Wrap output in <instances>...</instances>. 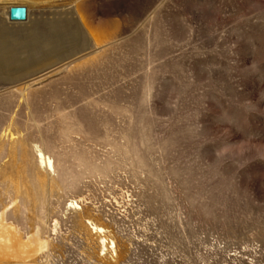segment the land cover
I'll use <instances>...</instances> for the list:
<instances>
[{
  "label": "rangeland",
  "instance_id": "rangeland-1",
  "mask_svg": "<svg viewBox=\"0 0 264 264\" xmlns=\"http://www.w3.org/2000/svg\"><path fill=\"white\" fill-rule=\"evenodd\" d=\"M85 2L69 59L0 72V264H264V0Z\"/></svg>",
  "mask_w": 264,
  "mask_h": 264
},
{
  "label": "bare ground",
  "instance_id": "bare-ground-1",
  "mask_svg": "<svg viewBox=\"0 0 264 264\" xmlns=\"http://www.w3.org/2000/svg\"><path fill=\"white\" fill-rule=\"evenodd\" d=\"M54 4L56 7L48 17L42 21L40 20L44 17L42 15L40 19L33 21L31 29L27 32L26 37H23V40H20L19 37V39H9L7 37L8 33L10 34L9 29L1 25V79L12 83L23 80L31 75L32 68L35 66L51 67L69 59L70 53L67 55L60 53L65 45L71 47L70 52L82 47L83 40L80 36L82 32L80 33L76 15L86 12L85 0H0V13L6 12L8 15L9 9L14 6H24L30 12V9L39 5L53 7ZM78 45L81 47H76ZM38 156L41 164L45 167H52V160L49 157L44 156L41 152L38 153ZM89 225L91 231L98 235L103 249H106L105 229L95 223H89ZM111 244L112 248L115 247L113 242ZM23 250L25 253L30 251L27 247Z\"/></svg>",
  "mask_w": 264,
  "mask_h": 264
},
{
  "label": "water",
  "instance_id": "water-1",
  "mask_svg": "<svg viewBox=\"0 0 264 264\" xmlns=\"http://www.w3.org/2000/svg\"><path fill=\"white\" fill-rule=\"evenodd\" d=\"M9 21L23 23L28 19V10L24 6H14L9 9Z\"/></svg>",
  "mask_w": 264,
  "mask_h": 264
}]
</instances>
